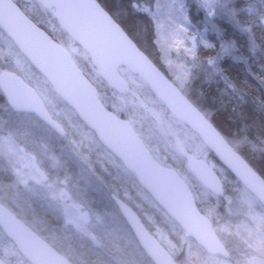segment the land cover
Segmentation results:
<instances>
[{
    "label": "rangeland",
    "instance_id": "rangeland-1",
    "mask_svg": "<svg viewBox=\"0 0 264 264\" xmlns=\"http://www.w3.org/2000/svg\"><path fill=\"white\" fill-rule=\"evenodd\" d=\"M25 2L29 3V0ZM127 2L130 13L140 18L144 15L146 29L155 31V40L163 43L160 52H153L154 60L176 82L179 90L187 96H196L193 80L196 76L188 81L187 71L204 69L211 72V64L182 66L174 61L186 64L195 44L194 35L186 26L191 20L190 12L213 15L214 7L221 0ZM107 5L115 10L113 4L107 2ZM55 36L72 56L79 62L82 60L81 53L66 36L56 31ZM0 38L3 40L1 35ZM1 54L4 55L0 57V73L18 69L38 87L46 106L51 104L60 115L59 101L51 88L31 72L14 47L2 48ZM120 75L128 83L126 94L108 95L120 104L125 118L139 135L140 130L150 132L175 153L184 156L190 148L196 158L205 157L206 148L191 131L181 127L129 72L120 70ZM64 123L61 127L66 130V135L60 138L43 128L35 118L17 114L0 98V203L73 264H153L111 201V195L115 194L135 209L126 191L119 195L114 192L117 182L112 173L120 172L119 164L99 149L85 130L74 129V125L65 120ZM144 137L150 139L147 134ZM148 149L159 152L156 147ZM117 177L121 179L119 175ZM121 180L127 187H133L129 179L123 177ZM221 202L230 224L218 222L214 229L230 253L231 261L203 257L165 221L153 224L149 215L144 216L146 221L143 223L179 264H264L261 241L249 244L237 237L241 227V230L245 228L243 231L249 229L257 237L264 238V215L256 213L255 203L240 190L223 194ZM2 236L0 231V264H28Z\"/></svg>",
    "mask_w": 264,
    "mask_h": 264
},
{
    "label": "water",
    "instance_id": "water-1",
    "mask_svg": "<svg viewBox=\"0 0 264 264\" xmlns=\"http://www.w3.org/2000/svg\"><path fill=\"white\" fill-rule=\"evenodd\" d=\"M53 11L58 26L89 57L97 75L118 94L127 82L119 69L125 68L142 79L170 115L186 125L205 148L264 208V180L227 143L212 123L141 52L122 28L96 0H34ZM0 30L53 92L90 130L98 142L130 172L138 185L164 213L205 253L229 259L230 255L213 226L197 208L193 193L169 167L157 163L130 123L107 110L95 87L82 74L69 53L15 4L0 0ZM0 91L11 108L37 116L58 135L63 130L52 120L33 88L15 73L0 74ZM189 171L215 196L223 185L203 160L186 157ZM112 201L153 264H177L147 231L138 215L113 196ZM0 230L29 264H72L37 236L25 223L0 203Z\"/></svg>",
    "mask_w": 264,
    "mask_h": 264
},
{
    "label": "trees",
    "instance_id": "trees-1",
    "mask_svg": "<svg viewBox=\"0 0 264 264\" xmlns=\"http://www.w3.org/2000/svg\"><path fill=\"white\" fill-rule=\"evenodd\" d=\"M13 1L35 22V24L44 29L53 39L59 41L55 36V31L58 34H62V32L49 13L43 11L33 0H29V3H26L25 0ZM97 1L134 41L138 48L176 85V82L170 75L154 60L152 55L153 52L156 54L160 52L159 50L163 47V43L155 40V31L151 30L150 32L146 29L148 27L147 21L143 17L144 15L140 18L141 16H134V14L130 13L129 3L127 2L129 0ZM107 2L113 4L115 10L108 6ZM213 12V15L209 16L205 14L197 15L193 11L190 12L189 15H191V20L187 22L186 26H189L188 32L193 33L195 44L186 64H183L180 60L174 61V64L182 66L191 65L193 63L196 66H205L207 63L211 64V72L205 71L204 69H201V71H187L188 81L196 76L193 80L197 91L195 93L196 96L186 95V97L204 114L229 145H231L264 180V0H221V2L214 7ZM0 35L3 37V40L0 38L2 41L0 44V57H3L4 54H1L2 48L12 47V44L1 32ZM80 53L82 60L79 62L76 57H74V59L84 75L97 89L99 99L103 105L121 118H125V113L120 104L108 95L113 93L117 96L116 93L111 91L96 75L94 69L89 64L87 56L81 51ZM22 61L24 60L22 59ZM15 72L22 76L16 68ZM35 76L39 77L36 73ZM91 76H93L95 80H93ZM23 78L39 91L34 83L25 77ZM133 78L140 82L145 92L147 91L151 97L155 98L152 92L138 77L134 76ZM53 96L59 101L58 105H60L61 108H58V110L60 109L59 115L55 112L56 110L54 107L49 104L48 109L51 116L60 125L63 124L65 126V120L74 125V129L85 130L87 132L86 135H89L91 139L95 141V145L104 151L111 160L121 166L117 160L99 145L94 135L78 121L74 113L62 103L58 97L54 94ZM158 104L164 109L160 102H158ZM180 125L184 127V129L189 130L184 125ZM147 130L150 131V129ZM139 133L142 141L144 140L146 142L150 150L153 149V147L158 149V153L155 151L151 152L153 157L160 164L175 169L179 175L186 180L194 194L199 211L210 219L213 226L218 224V222L230 224L226 220L225 207L221 202L222 197L214 196L198 183L187 169L183 154L175 153L172 149L170 150L164 143L159 142L150 132L145 133L140 130ZM145 134H147L150 139H145ZM65 135L66 133L64 136ZM196 139L198 140L197 137ZM188 150L189 154L193 153L190 148ZM200 159H203L208 164H212L211 167L223 183L224 195L233 194L235 191L240 190L255 203L254 210L256 213L264 215V209L260 204L218 162L211 152L206 149L205 157ZM119 166L117 167L120 172L113 170L116 174L112 173L117 182L115 183L116 187L114 186V192L119 195V192L126 191L129 194L130 204L132 203V205L135 206L134 210L142 221H146L144 216L148 217L151 215L150 218L153 224L159 225V222L162 223V221H165L179 231L182 237V231L138 186L133 175L125 171L122 166ZM117 175H119L121 179H123V177L129 179L133 183V187H127L125 182L123 184V181L119 179ZM240 228L241 227H239L237 231V237L247 240L249 244H255L261 241L259 245L264 250L263 237H257L253 234L255 232L252 233L249 229L243 231L245 228H243V230ZM2 238L3 240H8L4 235ZM186 242L198 249L203 254V257H209L192 240L186 239ZM231 258L232 257H230L228 261H231Z\"/></svg>",
    "mask_w": 264,
    "mask_h": 264
},
{
    "label": "flooded vegetation",
    "instance_id": "flooded-vegetation-1",
    "mask_svg": "<svg viewBox=\"0 0 264 264\" xmlns=\"http://www.w3.org/2000/svg\"><path fill=\"white\" fill-rule=\"evenodd\" d=\"M37 93H38V91H37ZM38 95H39V93H38ZM40 96V95H39ZM0 98H1V100L2 101H4L5 103H6V101L4 100V98H2V96L0 95ZM41 98V97H40ZM41 100H42V102L44 103V101H43V99L41 98ZM7 104V103H6ZM45 104V103H44ZM46 106V105H45ZM47 108V107H46ZM10 109H12V108H10ZM13 111H15L17 114H21V115H23V116H30V117H33V118H35L39 123H40V125L43 127V128H46L47 130H50V128L48 127V126H46L39 118H37L35 115H33V114H26V113H22V112H19L18 110H16V109H12ZM32 133H34V132H32Z\"/></svg>",
    "mask_w": 264,
    "mask_h": 264
}]
</instances>
